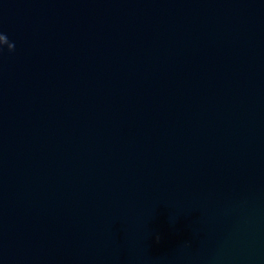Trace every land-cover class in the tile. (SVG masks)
Instances as JSON below:
<instances>
[{
	"label": "water",
	"instance_id": "95a60500",
	"mask_svg": "<svg viewBox=\"0 0 264 264\" xmlns=\"http://www.w3.org/2000/svg\"><path fill=\"white\" fill-rule=\"evenodd\" d=\"M0 33V264H264V0H0Z\"/></svg>",
	"mask_w": 264,
	"mask_h": 264
},
{
	"label": "clouds",
	"instance_id": "9594fccd",
	"mask_svg": "<svg viewBox=\"0 0 264 264\" xmlns=\"http://www.w3.org/2000/svg\"><path fill=\"white\" fill-rule=\"evenodd\" d=\"M4 45H7V48L8 50L11 52V51H14L15 49V44L14 43H11L9 42L8 38L6 35L0 33V51H2V47ZM158 239V238H157Z\"/></svg>",
	"mask_w": 264,
	"mask_h": 264
}]
</instances>
